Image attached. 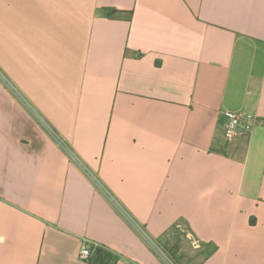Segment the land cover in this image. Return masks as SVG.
<instances>
[{"label": "crops", "instance_id": "1", "mask_svg": "<svg viewBox=\"0 0 264 264\" xmlns=\"http://www.w3.org/2000/svg\"><path fill=\"white\" fill-rule=\"evenodd\" d=\"M179 223L264 264V0H0V264H170Z\"/></svg>", "mask_w": 264, "mask_h": 264}, {"label": "rangeland", "instance_id": "2", "mask_svg": "<svg viewBox=\"0 0 264 264\" xmlns=\"http://www.w3.org/2000/svg\"><path fill=\"white\" fill-rule=\"evenodd\" d=\"M181 229H186L187 234L182 233L180 237H177L180 231L173 230L163 237L161 240L163 250L176 264H198L211 247L201 246V243L195 241L193 236L189 237L186 225H182Z\"/></svg>", "mask_w": 264, "mask_h": 264}, {"label": "built area", "instance_id": "3", "mask_svg": "<svg viewBox=\"0 0 264 264\" xmlns=\"http://www.w3.org/2000/svg\"><path fill=\"white\" fill-rule=\"evenodd\" d=\"M223 114L227 119L226 135L229 138H233L241 132H252L255 126L259 123V119L252 115H243V114L231 111V110H224ZM43 122H44L43 123L44 126L57 139L58 143L62 145L69 153L73 155L74 153L71 151V149L67 145H65V143L58 137V135L49 126V124L46 123L45 121ZM96 247H98L97 244H94V246L91 247L89 243H85V245L83 246L81 250V254H80L81 258L89 259L93 255ZM156 249L161 255H163L167 259L169 263L176 264L170 259V257L165 253V251L157 247Z\"/></svg>", "mask_w": 264, "mask_h": 264}, {"label": "trees", "instance_id": "4", "mask_svg": "<svg viewBox=\"0 0 264 264\" xmlns=\"http://www.w3.org/2000/svg\"><path fill=\"white\" fill-rule=\"evenodd\" d=\"M108 15L110 17H125L128 20H131L132 12L131 11H125V10L111 9L108 12ZM173 230L178 231V232L180 231V233H178L177 237H180V235H182V233H186V229H181L180 223L175 225L173 227L172 231ZM187 231H190L189 227H187ZM206 246L208 247L209 245H206ZM210 253H211V251L209 250L206 253V256H208ZM89 260L95 264H115V256L106 247H96L93 255L89 258Z\"/></svg>", "mask_w": 264, "mask_h": 264}]
</instances>
